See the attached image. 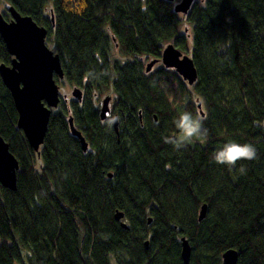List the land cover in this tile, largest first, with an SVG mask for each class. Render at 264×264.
<instances>
[{"label": "trees", "instance_id": "16d2710c", "mask_svg": "<svg viewBox=\"0 0 264 264\" xmlns=\"http://www.w3.org/2000/svg\"><path fill=\"white\" fill-rule=\"evenodd\" d=\"M9 6L46 28L83 97L60 100L37 154L0 78V135L18 161L16 189L0 185V264H183L182 236L190 264H222L229 248L236 264H264V0H194L186 14L166 0H0L6 19ZM168 43L189 52L192 85L173 68L143 66ZM10 61L0 36V64ZM103 95L117 134L99 117ZM180 107L206 135L176 150L163 137L176 134ZM230 138L253 144L256 158L215 163Z\"/></svg>", "mask_w": 264, "mask_h": 264}, {"label": "water", "instance_id": "95a60500", "mask_svg": "<svg viewBox=\"0 0 264 264\" xmlns=\"http://www.w3.org/2000/svg\"><path fill=\"white\" fill-rule=\"evenodd\" d=\"M172 2L174 0H166ZM194 0H179L173 5L174 12L186 14ZM9 19L0 10V36L8 53L11 55L10 64H0V78L9 90L17 111V128H19L28 145L38 154L47 132L52 109L60 102L59 86L55 81L63 77V70L59 54L55 53L46 43V28L37 24L29 15L19 13L13 6L6 9ZM161 61L165 68H173L178 75L192 85L197 79V69L193 59L175 47L173 43L166 44L159 59H152L146 64V71ZM75 100L81 101L83 92L75 86L72 89ZM111 96L106 95L101 101L99 117L104 119L109 111ZM201 116V104L197 103ZM70 134L78 140L83 152L87 151L88 142L75 127L73 118H68ZM117 116H113V126L116 134ZM18 161L9 150L8 143L0 135V185L11 190L16 189ZM111 177V173H108ZM207 211V204L203 203L198 211V220H202ZM123 212L116 210L114 218L120 221ZM148 223L151 221L148 218ZM122 227H127L120 222ZM180 256L183 264H190L191 246L188 240L180 238ZM147 247L148 241L144 242ZM222 264H236L238 251L234 248L226 249L221 254Z\"/></svg>", "mask_w": 264, "mask_h": 264}, {"label": "clouds", "instance_id": "9594fccd", "mask_svg": "<svg viewBox=\"0 0 264 264\" xmlns=\"http://www.w3.org/2000/svg\"><path fill=\"white\" fill-rule=\"evenodd\" d=\"M174 125L177 130L176 134L165 136L163 140L176 150L186 147L194 140L203 139L206 135L202 119L189 111L181 112L174 120ZM256 155V148L253 144L240 143L230 138L214 151L211 159L217 164L234 167L238 161L253 160ZM240 171L243 172L244 169L241 168Z\"/></svg>", "mask_w": 264, "mask_h": 264}, {"label": "rangeland", "instance_id": "374dc122", "mask_svg": "<svg viewBox=\"0 0 264 264\" xmlns=\"http://www.w3.org/2000/svg\"><path fill=\"white\" fill-rule=\"evenodd\" d=\"M178 1L179 0H175V1L172 2V4L174 5ZM195 1H200L201 2V0H195ZM0 10H1V7H0ZM7 19H9V16H8ZM111 51H112L113 57L119 59L120 61H123L125 59L122 56V54L119 52V50L113 44H112V47H111ZM185 53L187 55H189V52H185ZM141 60H142L143 66H145L151 60V58L150 57H147V56H143V58H141ZM160 64H162L161 61L160 62H157L154 65V67H158ZM57 84L59 86V94H60V96H63L64 99H66V101H69L72 98V95H71V91H72V88H73L72 85L69 84L65 79H61V78L57 81ZM190 89H191V87H190ZM104 96L105 95L101 96V98L99 99V101L97 103V107L98 108H100V106L102 104L101 101H102V99H103ZM180 108L181 109H178L177 110L179 114L184 111L182 107H180ZM109 115L111 117V114H109Z\"/></svg>", "mask_w": 264, "mask_h": 264}, {"label": "flooded vegetation", "instance_id": "af4514ba", "mask_svg": "<svg viewBox=\"0 0 264 264\" xmlns=\"http://www.w3.org/2000/svg\"><path fill=\"white\" fill-rule=\"evenodd\" d=\"M158 62H160V60L158 61ZM156 64V63H155ZM154 64V65H155ZM154 65L152 66V68L154 67ZM151 68V69H152ZM150 69V70H151ZM57 77L55 76V81L57 82V79H56ZM58 79H60V78H58ZM61 79H64V77H62ZM70 84V83H69ZM72 85V84H71ZM72 87H75V85H72ZM73 89V88H72ZM72 92V91H71ZM71 95H72V93H71ZM82 97H83V95H82ZM105 97V96H104ZM61 99H64V97L63 96H61V98H60V100ZM72 99H74V97L72 96ZM65 101H66V99H64ZM77 101V100H76ZM111 101H112V97H111V100H110V102H109V111L107 112V115H106V117L104 118V119H102V120H110L111 119V124H112V126H113V116L114 115H112L111 117H110V115L109 114H111L110 112H111ZM59 105V104H58ZM101 107V106H100ZM55 109V108H54ZM76 127V126H75ZM77 128V127H76ZM113 128H114V126H113ZM78 129V128H77ZM79 130V129H78ZM115 130V129H114ZM80 131V130H79ZM81 132V131H80ZM82 133V132H81ZM73 136V135H72ZM73 137H75V136H73ZM76 138V137H75ZM76 140H77V138H76ZM77 142H78V140H77ZM79 144V143H78ZM83 152V151H82ZM86 152V151H85Z\"/></svg>", "mask_w": 264, "mask_h": 264}, {"label": "bare ground", "instance_id": "6f19581e", "mask_svg": "<svg viewBox=\"0 0 264 264\" xmlns=\"http://www.w3.org/2000/svg\"><path fill=\"white\" fill-rule=\"evenodd\" d=\"M175 1V0H174ZM173 2V1H172Z\"/></svg>", "mask_w": 264, "mask_h": 264}]
</instances>
